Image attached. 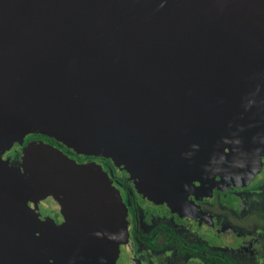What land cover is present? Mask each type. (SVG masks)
<instances>
[{
	"label": "water",
	"instance_id": "obj_1",
	"mask_svg": "<svg viewBox=\"0 0 264 264\" xmlns=\"http://www.w3.org/2000/svg\"><path fill=\"white\" fill-rule=\"evenodd\" d=\"M111 160L159 204L264 166V0H0V264H127Z\"/></svg>",
	"mask_w": 264,
	"mask_h": 264
},
{
	"label": "flooded vegetation",
	"instance_id": "obj_2",
	"mask_svg": "<svg viewBox=\"0 0 264 264\" xmlns=\"http://www.w3.org/2000/svg\"><path fill=\"white\" fill-rule=\"evenodd\" d=\"M33 140L50 142L77 161L91 162L109 173L129 210L128 249L132 246L135 256L130 258L122 251L127 264H264V168L249 184L231 191L195 193L186 205L191 209L185 211L183 204L179 208L159 204L139 194L133 181L123 177L111 160L77 154L47 135L27 136L23 146L18 144L5 159L20 160L22 148ZM249 218L251 224L240 223ZM254 229L260 232L252 235ZM155 245L163 247L159 254L165 257L160 263L152 258L159 251Z\"/></svg>",
	"mask_w": 264,
	"mask_h": 264
},
{
	"label": "rangeland",
	"instance_id": "obj_3",
	"mask_svg": "<svg viewBox=\"0 0 264 264\" xmlns=\"http://www.w3.org/2000/svg\"><path fill=\"white\" fill-rule=\"evenodd\" d=\"M95 165V164H94ZM96 166V165H95ZM97 167V166H96ZM100 168V167H99ZM263 168H264V166L262 167V169H261V171L263 170ZM260 171V172H261ZM107 172V171H106ZM260 172L257 174V175H259L260 174ZM108 173V172H107ZM109 174V173H108ZM120 196H121V200L124 202V205H125V207H124V209L122 210L124 213H126L125 215H124V217H123V219H122V221H123V224H124V226H125V228H126V238L128 237V229H129V234H130V222L128 221V225H127V214H129V210H128V207H127V204H126V201H125V198H124V196H122L121 194H120ZM251 219V220H250ZM249 220H250V222H249ZM249 220L248 221H240V223L241 224H245V225H247V224H251L252 223V218H249ZM128 226V227H127ZM254 233H251L252 235H254L256 232H260V230L259 229H254V231H253ZM164 237H161V239H159V241L160 240H164L163 239ZM254 239V238H253ZM125 241H127V245H126V247L124 246V244L122 245V248L123 247H125L124 249H122V251H123V253H124V255H126V256H129L130 258H134V256H135V253H134V251H132L131 250V248H132V246L128 249V245H129V239H125ZM125 243V242H124ZM156 246V245H155ZM166 247V246H165ZM162 248L163 247H157L156 246V249L157 250H159L158 252L157 251H154V252H157V255H155V256H152V258L156 261V263H160L161 262V260H164V257H165V255L164 254H159L160 252H161V250H162ZM253 247H251V249H252ZM134 249H135V247H134ZM256 249V248H255ZM153 252V253H154Z\"/></svg>",
	"mask_w": 264,
	"mask_h": 264
}]
</instances>
